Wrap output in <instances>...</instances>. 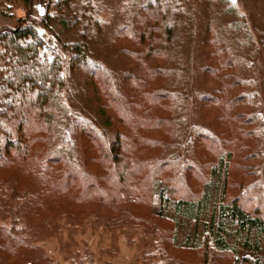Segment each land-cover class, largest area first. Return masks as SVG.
I'll return each mask as SVG.
<instances>
[{
	"label": "trees",
	"instance_id": "1",
	"mask_svg": "<svg viewBox=\"0 0 264 264\" xmlns=\"http://www.w3.org/2000/svg\"><path fill=\"white\" fill-rule=\"evenodd\" d=\"M20 1L27 8V22H20L13 29L0 28V201L7 189L17 196L21 204L10 213L9 229H0V251L5 254L0 256V264H7V260H16L11 264H26L34 249L32 242L21 235L20 220L25 215L36 217L35 210L41 212L47 202L51 203L50 214L66 212L72 222H81L95 215L109 226L137 223L131 217L130 209L112 205H117L119 201L128 203L138 200L139 196L133 188L138 184L137 173L141 171L143 178L140 181L147 184L148 192L158 206L156 216L173 224V231L168 234L171 248L179 249L175 245L179 230L188 226L186 231L190 233L182 247L204 249L203 264L207 263L209 247L217 253L230 255L232 264H264L261 254L264 212L249 210L241 192L237 197H231L226 188L233 156V134L223 117L242 121L243 116L237 106L243 97L235 95L240 86L239 73L232 71L236 61L226 41L212 34L215 29L209 27L211 31L203 40L209 42L210 39L214 43V51L210 54L215 62L214 68L205 69L213 84L207 100L210 106L220 107L217 111L218 123L226 127L217 126L225 139L216 141L215 161L205 162L196 157L193 164L182 162L183 170L187 168V177L181 181L180 170L171 152L178 147V108L174 97L167 91L169 77L160 74L165 69L158 66L162 61L160 56L165 55L164 44L169 42L178 18L176 16L180 13L174 8L173 0H148L139 8L141 13L138 11L136 14V28L134 31L127 30L129 39L136 45L131 52L136 67L129 68L123 75L126 80L121 91L113 86L112 78L100 76L95 69L98 67L94 63L92 68L93 62L89 59L90 44L99 35V21L94 15L92 0ZM65 10H69L67 13L71 15H65ZM54 22L64 31L77 35V38L61 46L51 36ZM207 52L206 56L209 55ZM76 68L83 69L87 76L80 93L95 111L94 124L84 121L77 125L79 138L72 142L73 148L83 160V139L93 141L95 149L112 164L110 175L116 193L109 195L98 188L93 190L89 184L97 181V175L83 170L82 180L79 181L81 186L77 189L79 201L89 199L91 192L100 198V203L86 206V210L81 206H71L67 196L55 194L65 193L70 187L62 178L72 179L71 176L78 173L73 160L64 155L62 148V145L67 147L71 143L58 139L61 131L55 128L52 115L53 108L63 106L58 100L63 91L65 74ZM109 100L122 104H117L119 116L116 121L115 116L108 113ZM223 110H226V115ZM127 120H133L138 125L145 122L152 125L147 148L154 153L148 158L138 157V151H134L135 139ZM237 126L238 133L244 134L242 124L239 122ZM204 135L198 134L196 140L209 139ZM37 144L43 149L30 155L28 148ZM193 145L194 142L192 154L199 156L197 145ZM156 148L158 151L154 150ZM122 154L127 158L121 157ZM131 154L133 159L129 157ZM7 167L14 170L20 167L21 173L12 174ZM28 174H33L32 181L40 184L42 190L39 195L32 186L28 185L25 189L19 186L21 177ZM192 183L197 186L193 187ZM49 192L55 196H49ZM106 202L112 205H103ZM116 212H120L122 218H118ZM114 214L117 218L111 219Z\"/></svg>",
	"mask_w": 264,
	"mask_h": 264
},
{
	"label": "rangeland",
	"instance_id": "2",
	"mask_svg": "<svg viewBox=\"0 0 264 264\" xmlns=\"http://www.w3.org/2000/svg\"><path fill=\"white\" fill-rule=\"evenodd\" d=\"M147 1L92 0L94 15L99 21L97 29L99 35L90 44L89 59L93 62L92 68L94 63L98 67L95 69L100 76L112 78L117 91H121L123 87L125 79L123 75L129 68L136 67L131 57L136 45L129 39L127 30L134 31L138 19L136 14L138 11L141 13L139 8ZM173 3L174 8L180 10V13L176 16L178 18L175 20V28L169 42L164 44L165 55L160 56L162 61L157 63L160 68L165 69V72L160 74L169 77L167 91L174 97L178 108L177 118L180 120L178 147L173 148L171 152L175 165L180 170V180L184 181L187 177V168L183 170L182 162L188 161L189 164H193L196 157L205 162L215 161L218 150L216 141L225 139L222 131H219V126L226 127L218 123L217 111L220 107L214 104L210 106V101L207 100V96L212 93L213 84L212 77L205 73V69L214 68L215 62L210 56L214 51V43L210 39L209 42L203 40L206 39L208 31H211L209 27H213L216 32L213 31L212 34H217L226 41L236 61L232 71L239 73L240 86L235 95L241 94L240 97L244 99L237 106L238 112L243 116L242 121L223 117L228 130L233 134L231 143L233 156L227 175V192L231 197H237L241 192L242 200L249 210L258 209L264 212V0H173ZM63 12L65 15H71L67 13L69 10ZM26 19L27 8L20 0H0V28L13 29L20 22H27ZM52 27L51 36L56 38L61 46L77 38V35L71 34L70 31L61 29L56 22ZM207 50L209 55L206 56ZM64 77L63 91L58 100L63 106L53 108V123L55 128L58 127L61 131L58 139L71 143L67 147L62 145V148L65 150L64 155L73 160V166L78 173L71 176L72 179L62 178L70 187L65 193L55 194L67 196L71 206H81L86 210V206L100 203L99 196L91 192L94 189L98 188L109 195L113 193L116 195L112 187V174L110 175L112 164L102 157L89 138L83 139L81 143L83 160H80L76 148H73L72 142L79 138L77 125L83 124L84 121L94 124L95 110H92L94 108L80 93L87 78L84 70L79 68L70 70ZM136 94L139 95L138 91ZM218 96L217 94L216 97ZM107 102L108 113L112 117L114 115L116 121L119 116L116 107L121 102L117 103L115 100ZM145 102L148 103V100ZM223 111L226 115V110ZM239 122L242 124L244 134L238 133ZM127 123L135 139L134 151H138H136L138 157L148 158L154 153L147 148L150 144L147 138L151 136L152 125L150 122L138 125L133 120H127ZM200 133H205L204 138L209 139L204 140L208 142L203 139L196 140ZM193 142L199 149V156L192 154ZM42 149L41 145H31L28 152L33 155ZM154 150L158 151V148ZM123 156L125 157L122 154L121 157ZM130 156L133 159L134 156L132 154ZM7 170L16 175L21 173L20 167L17 170L7 167ZM83 170L95 172L97 181L89 184L93 188L90 191L91 197L79 201L77 189L81 186ZM141 175L142 171L137 173L139 181L133 188V192L140 199L128 203L119 201V206L107 202L103 204L115 208L127 207L130 209L131 217L137 222L136 225L132 222L120 226L104 225L95 215L81 222H72L66 216V212L50 214L49 202L45 203V208L41 212L35 210L36 217L29 218L27 215L22 217L21 235L32 242L34 249V252L26 257V264H203L204 249L189 250L182 247L190 233L186 231L188 226H183L179 230V239L175 242L179 249L170 247L168 234L173 231V224L156 216L158 206L148 192L147 184L140 181L143 178ZM34 177L33 174L22 176L19 186L21 185V189L28 188V185L32 186L39 195L42 188L40 184L32 181ZM193 184H191L193 187L197 186L196 183ZM10 193L11 191L5 189L3 199L0 201V229H9L12 220L10 213L21 205L17 196ZM48 194L55 196L53 192ZM116 215L122 218L120 212H116ZM116 218L115 214L111 217ZM261 254L264 258V244ZM0 256H5L2 250ZM14 261L16 262L7 260L6 263L11 264ZM206 264H232V257L217 253L209 247Z\"/></svg>",
	"mask_w": 264,
	"mask_h": 264
}]
</instances>
